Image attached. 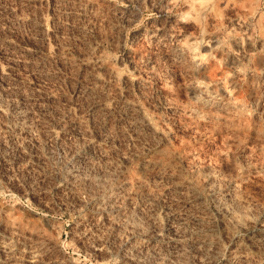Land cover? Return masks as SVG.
<instances>
[{"label": "rangeland", "instance_id": "1", "mask_svg": "<svg viewBox=\"0 0 264 264\" xmlns=\"http://www.w3.org/2000/svg\"><path fill=\"white\" fill-rule=\"evenodd\" d=\"M219 2L0 0V264H264V0Z\"/></svg>", "mask_w": 264, "mask_h": 264}, {"label": "bare ground", "instance_id": "2", "mask_svg": "<svg viewBox=\"0 0 264 264\" xmlns=\"http://www.w3.org/2000/svg\"><path fill=\"white\" fill-rule=\"evenodd\" d=\"M231 1H232V0H231ZM220 2H221V4H224V5H226V6L229 5L230 3L233 4V2H230V0H220ZM220 2H219V3H220ZM219 3H218V4H219ZM221 4H220V5H221ZM232 4H231V5H232ZM201 5H202V4H201ZM209 5H210V4H209ZM224 5H222V6H224ZM226 6H225V7H226ZM234 6H235V5H234ZM192 7L194 8L195 6H192ZM192 7H191V8H192ZM200 7H201V6H200ZM210 7H211V6H210ZM196 8H197V6H196ZM196 8H194V9H196ZM208 8H209V7H208ZM227 8H230V7L228 6ZM231 8H232V7H231ZM211 9L213 10L214 8L211 7ZM211 9H210V10H211ZM208 11H209V10H208ZM191 12H192V11H191ZM191 12H190V13H191ZM198 12H199V11H198ZM204 12H207V11H204ZM210 12H211V11H210ZM212 12H214V11H212ZM190 13H189V15H190ZM200 13H201V12H200ZM197 14H198V13H197ZM194 15H195V14H194ZM209 15H210V13H209ZM209 15H208V16H209ZM191 16H192V15H191ZM196 17H197V16H196ZM211 17H213V14H212ZM114 73H115V72H114Z\"/></svg>", "mask_w": 264, "mask_h": 264}]
</instances>
